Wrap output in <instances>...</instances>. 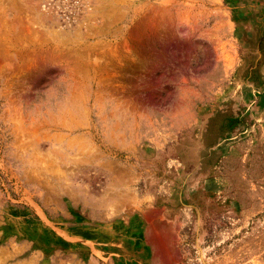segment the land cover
<instances>
[{
    "label": "rangeland",
    "instance_id": "1",
    "mask_svg": "<svg viewBox=\"0 0 264 264\" xmlns=\"http://www.w3.org/2000/svg\"><path fill=\"white\" fill-rule=\"evenodd\" d=\"M0 264H264V0H0Z\"/></svg>",
    "mask_w": 264,
    "mask_h": 264
},
{
    "label": "bare ground",
    "instance_id": "2",
    "mask_svg": "<svg viewBox=\"0 0 264 264\" xmlns=\"http://www.w3.org/2000/svg\"><path fill=\"white\" fill-rule=\"evenodd\" d=\"M101 2H102V3L100 4V6H101L100 8L104 10V13H102V15L100 16V18L102 19V21H101V22H102L101 27L104 28V29H105V28L108 29L107 26H109V25L111 26V23H110L111 20L114 19V18H116V17H114V18L111 17L113 12L111 13V9H109L111 6L108 4V2H107V3H106L105 1H101ZM117 2H118V1H117ZM123 2H124V1H123ZM113 3H114V2H113ZM108 5H109V7H108ZM98 9H99V8H98ZM110 14H111V15H110ZM84 18H85V17H84ZM87 18H88V17H87ZM97 18H98V17H97ZM111 18H112V19H111ZM101 19H100V20H101ZM115 20H116V19H115ZM90 21H91V20H90ZM88 22H89V21H88ZM92 23H93V19H92ZM90 24H91V22H90ZM88 25H89V24H88ZM112 25H113V24H112ZM89 26L91 27L92 25H89ZM94 26H95V25H93V28H94ZM90 27H88V28H90ZM86 28H87V27H86ZM91 28H92V27H91ZM91 28H90V29H91ZM93 28H92V29H93ZM110 28H111V27H110ZM119 28H120V27H119ZM119 28H118V29H119ZM142 28H143V27H142ZM143 29H145V28H143ZM170 29H171V27H170L169 29H167V30L169 31ZM133 30H134V29H133ZM133 32H134V31H133ZM137 32H138V31H137ZM139 32H140V31H139ZM150 32H151V30H150ZM170 32H171V31H170ZM129 33H130V31H129ZM131 33H132V32H131ZM131 33H130V34H131ZM135 33H136V31H135ZM164 33H165V32H164ZM168 33H169V32H168ZM172 33H173V32H172ZM144 34H145V33H144ZM132 35H133V34H132ZM154 35H155V34H154ZM157 35H158V34H157ZM157 35H156V36H157ZM208 35H209V34H208ZM129 36H131V35H129ZM150 36H151V35H150ZM203 36H204V35H203ZM210 36H211V35H210ZM137 37H138V36H137ZM134 38H135V37H134ZM209 39H210V38H209ZM215 39H216V38H215ZM150 40H151V39H150ZM133 41H134V40H133ZM94 43H95V42H94ZM95 44H96V43H95ZM138 45H139V44H138ZM142 46H143V45H142ZM146 46H147V45H146ZM222 46H223V45H222ZM219 47H220V46H219ZM219 47H218V48H219ZM143 48H144V47H143ZM221 48H222V47H221ZM209 55H210V54H209ZM209 55L207 56L208 58H209ZM146 56H147V55H146ZM143 59H144V58H143ZM212 60H213V59H212ZM206 61H207V60H206ZM216 61H217V60H216ZM104 62H105V61H104ZM210 62H212V61L210 60ZM212 63H213V62H212ZM128 64H129V63H128ZM208 64H209V63H208ZM208 64H207V62H206V65H208ZM210 64H211V63H210ZM210 64H209V65H210ZM206 65H205V66H206ZM207 67H208V66H207ZM63 69H64V68H63ZM216 69H217V68H216ZM91 70H92V69H91ZM204 70H205V69H204ZM74 71H75V70H74ZM76 73H77V72H76ZM93 77H94V76H93ZM105 78H106V77H105ZM108 81H109V80H108ZM101 82H102V81H101ZM104 82H105V81H104ZM75 85H76V84H75ZM116 91H117V90H116ZM136 92H137V91H136ZM137 102H138V101H137ZM142 113H143V112H142ZM116 127H117V126H116ZM115 129H116V128H115Z\"/></svg>",
    "mask_w": 264,
    "mask_h": 264
}]
</instances>
